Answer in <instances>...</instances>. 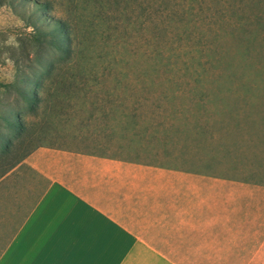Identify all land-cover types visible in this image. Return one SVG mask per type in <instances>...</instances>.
Listing matches in <instances>:
<instances>
[{"label": "rangeland", "instance_id": "374dc122", "mask_svg": "<svg viewBox=\"0 0 264 264\" xmlns=\"http://www.w3.org/2000/svg\"><path fill=\"white\" fill-rule=\"evenodd\" d=\"M154 1L152 21L133 30V0H0V173L41 145L191 171L253 157L264 142V0ZM135 107L143 125L178 119L140 145Z\"/></svg>", "mask_w": 264, "mask_h": 264}, {"label": "crops", "instance_id": "0c3cea01", "mask_svg": "<svg viewBox=\"0 0 264 264\" xmlns=\"http://www.w3.org/2000/svg\"><path fill=\"white\" fill-rule=\"evenodd\" d=\"M250 153L191 171L37 146L0 173V264H264L259 136Z\"/></svg>", "mask_w": 264, "mask_h": 264}, {"label": "trees", "instance_id": "16d2710c", "mask_svg": "<svg viewBox=\"0 0 264 264\" xmlns=\"http://www.w3.org/2000/svg\"><path fill=\"white\" fill-rule=\"evenodd\" d=\"M154 3H155L154 0H152L151 2H149V0H133V30L135 29L136 24L146 25V24H148V22L152 21V20H150L152 14H153L152 13L153 10L151 9V7H152V5H154ZM44 5L46 8H48V4L46 2L44 3ZM57 24H58L57 28L59 29V31L63 35L61 42L65 41V42L70 43L72 41V28H70L69 24L63 19H58ZM60 44H62V43H60ZM61 50H63L64 53L68 52L67 47L66 48L62 47ZM165 80L173 82V84H175V85H178V81H176L172 78L160 80V83H163ZM29 95H31V96H25L26 100H31L32 102H36V100H37L36 93L33 92V93H30ZM140 100L141 99L137 98L133 101V103H136V102L139 103ZM137 109H138L137 107H135L133 109V137H135L137 139V143L140 145L143 144L142 142L148 140L147 137L157 138L156 133L158 132L159 126H164V123L169 124L170 126H173L175 123V120L178 119V117L176 116V113H173V114L169 115V118L171 121L169 123H166L167 121H165V120L168 118V115H164V116L163 115H152L153 117L150 118L151 122L148 125H143L144 123H146L145 118H141V116H142L141 111H137ZM154 116L155 117L157 116L159 120L155 122ZM16 122L18 124L17 127L19 128L20 122L18 121L17 118H16ZM149 127L153 128L151 130L152 133H149V131H148ZM167 127L168 126L162 128V132L166 131ZM124 128H126V127H124ZM133 140H134V138H133ZM127 159H131V158H127ZM133 160L140 161V162H147V163H155V162H151V161L141 160L139 158L133 159Z\"/></svg>", "mask_w": 264, "mask_h": 264}]
</instances>
